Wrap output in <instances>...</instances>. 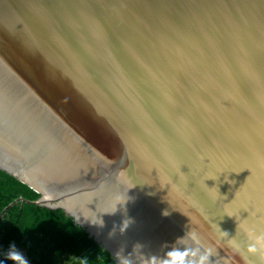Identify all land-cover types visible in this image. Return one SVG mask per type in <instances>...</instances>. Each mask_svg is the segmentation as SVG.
<instances>
[{
    "label": "water",
    "instance_id": "obj_1",
    "mask_svg": "<svg viewBox=\"0 0 264 264\" xmlns=\"http://www.w3.org/2000/svg\"><path fill=\"white\" fill-rule=\"evenodd\" d=\"M0 170L113 259L195 231L213 264H245L230 240L264 233V0H0Z\"/></svg>",
    "mask_w": 264,
    "mask_h": 264
},
{
    "label": "trees",
    "instance_id": "obj_2",
    "mask_svg": "<svg viewBox=\"0 0 264 264\" xmlns=\"http://www.w3.org/2000/svg\"><path fill=\"white\" fill-rule=\"evenodd\" d=\"M41 197L34 188L0 170V251L15 241L35 264H115L62 209L37 204Z\"/></svg>",
    "mask_w": 264,
    "mask_h": 264
},
{
    "label": "clouds",
    "instance_id": "obj_3",
    "mask_svg": "<svg viewBox=\"0 0 264 264\" xmlns=\"http://www.w3.org/2000/svg\"><path fill=\"white\" fill-rule=\"evenodd\" d=\"M163 215L167 216L168 212L165 211ZM130 223H132L130 219H125L120 231L124 232ZM100 224L103 225V221H100ZM114 233L115 229L109 233V239ZM221 235L227 236V233L222 232ZM249 241L246 248L241 247L235 239L230 240V244L242 256L245 264H264V233L251 236ZM143 247L140 243H136L132 253L125 256V245L122 244L115 252L114 259L118 264H213L211 258L218 255L213 247L201 243L195 231H189L185 237L177 239L170 250L164 252L162 256L145 255L142 251ZM163 248H169V246L165 244ZM0 257H2L0 264H30L15 241L9 243L6 251H0ZM222 259H217L215 264H220Z\"/></svg>",
    "mask_w": 264,
    "mask_h": 264
},
{
    "label": "crops",
    "instance_id": "obj_4",
    "mask_svg": "<svg viewBox=\"0 0 264 264\" xmlns=\"http://www.w3.org/2000/svg\"><path fill=\"white\" fill-rule=\"evenodd\" d=\"M20 249V248H19ZM7 250V248L5 249V250H2V251H6ZM23 253H24V251L22 250V249H20ZM25 254V253H24ZM25 256L28 258V260L30 261V264H35V262L31 259V258H29L26 254H25ZM0 258H2V257H0Z\"/></svg>",
    "mask_w": 264,
    "mask_h": 264
}]
</instances>
